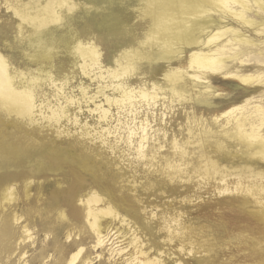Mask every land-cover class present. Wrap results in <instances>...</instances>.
Here are the masks:
<instances>
[{"label": "rangeland", "instance_id": "1", "mask_svg": "<svg viewBox=\"0 0 264 264\" xmlns=\"http://www.w3.org/2000/svg\"><path fill=\"white\" fill-rule=\"evenodd\" d=\"M75 1L81 6L72 15L73 26L81 39L87 35L96 40L106 66H110L119 50L145 33L148 24L141 17L137 0ZM82 5L94 8L85 12ZM14 21L5 1L0 0V52L13 67L23 69L26 61L22 57L23 47L15 41ZM233 26L241 29L234 23ZM245 35L257 42L264 41V36L260 38L251 29ZM153 52L150 61L136 65L138 71L128 80L130 86L157 82L162 89L167 88L162 82L164 71L178 65L174 61L184 55L157 49ZM251 56L242 65L229 63L232 71L255 73L261 65ZM55 68L53 76L67 80L63 92L54 96V89L43 84L40 97L46 100L44 105L50 101L53 106L57 100L65 109L59 123L45 118L47 109L33 123L0 115V193L12 185L19 197L0 214V230L6 223L17 237L19 226L27 224L35 238L33 245L27 244L21 250H16V240L8 243L5 251L0 244V264H21L18 258L24 252L31 263L52 255L48 264H55L59 256L56 247L65 252L79 241L89 249L94 239L84 232L78 233L84 222L79 200L89 192H95L134 223L140 238L150 247L151 256L162 252L165 264H264V207L244 194L219 195L216 188L219 176L201 177L204 174L199 173H203L206 163L198 153L201 148L204 156L230 172L225 183H236L231 173L248 165V158L243 152L236 153L238 148L230 141H226L228 149L222 156L215 153L213 146L219 139L221 122L215 124L210 117L234 102H241L247 90H255L251 94L259 95L264 104V86L249 89L233 79L215 75L210 85L222 96L199 100L200 103L169 102L171 98L166 96V100L160 99L154 105L138 100L132 105H113L103 121L94 111V104L83 98L82 90L85 98L95 96L105 82L84 77L74 59L65 53L59 55ZM189 85L186 80L180 89L186 95L192 91ZM104 91L109 97L117 96L110 89ZM95 104L108 109L103 96ZM140 122L149 124L144 159L135 153L136 139L128 141V129H135ZM205 128L211 130L210 136L203 135ZM174 141L188 142L185 147L190 154L184 156L185 160L175 157ZM151 155L155 156L152 162ZM169 162L180 165V171L175 173L176 170L168 168ZM26 183L27 199L23 196ZM14 212L22 217L21 225L12 223ZM70 230L74 236L67 241L64 234ZM47 231L49 236L44 242ZM127 231L115 224L101 259H95L93 264H122L133 253ZM115 248H124L125 254L121 258L114 253L110 255ZM90 253L91 258H96L100 250Z\"/></svg>", "mask_w": 264, "mask_h": 264}, {"label": "bare ground", "instance_id": "2", "mask_svg": "<svg viewBox=\"0 0 264 264\" xmlns=\"http://www.w3.org/2000/svg\"><path fill=\"white\" fill-rule=\"evenodd\" d=\"M4 1L7 10L15 18V41L17 45L23 47L22 57L26 61L23 69L13 67L9 58L0 52V115L7 118L13 116L21 121L33 123L37 116H43V109H47L48 117L45 118L59 123L65 115V109L57 100L53 106H50V101L44 105L46 100H41L40 90L43 84H47L54 89V96L63 92L67 83L66 78L53 76V71L56 70L55 61L62 53L74 59L75 65L84 77L105 82L106 85L98 90L95 96L85 98L86 94L82 90L83 98L94 104V111L100 114L103 121L107 119L110 106L113 105H132L137 100L154 105L160 99L166 100V96L171 98L169 102L176 101L182 104L197 100L196 103H200L199 100L222 96V92L210 85V80L215 75L233 79L249 89L264 86V61H261L264 57V41L257 42L245 35V31L251 29L260 38L264 36V0H137L141 6L139 9L141 17L148 24L145 33L119 50L112 57L110 66L104 65L101 61V51L96 40L87 35L84 36L85 39H81L73 26L72 15L81 6L79 2ZM82 7L85 12L94 8V6L85 8L86 5ZM233 23L241 29L235 28ZM156 49L160 52L173 51L184 55L174 61L178 65L169 66L164 71L162 82L167 88L162 89L157 82H151L150 85L144 82L142 87L136 88L130 86L128 80L136 75L138 71L136 65L150 61L153 50ZM251 55L255 57V62L261 65L255 73L241 74L232 71L229 63L238 62L242 65ZM168 62L171 65L173 61ZM186 80L189 81L192 90L187 95L180 90ZM106 89H110L112 94L117 96L105 95ZM254 92L255 90H247L241 102H234L224 111L210 117L215 124L221 122L219 139L215 140L213 146L215 153L222 156L228 149L226 141H230L238 148L236 153L243 152L248 158V165L231 173L236 177V183L234 185L225 183L230 172L224 171V167L211 157L204 156L201 148L198 152L201 154L199 158L205 161L206 165L203 173L199 174H204L202 178L210 175L219 176L216 187L219 195L244 194L253 198L257 205L264 207V104L259 95L251 94ZM99 96L104 97L108 109L104 108V105L95 104ZM69 102L74 103L72 98ZM192 119L196 118L193 116ZM198 120L199 118L197 122ZM148 126L147 122H140L135 129L127 128L128 141L132 143V140L136 139L135 153L142 159L146 157L144 145L147 142ZM203 135L210 136L211 130L205 128ZM186 144L188 142L172 143L175 157L178 156L179 161H182L186 154H190L186 152ZM153 157L155 156H150V161L154 159ZM172 163L166 165L176 170L175 173L179 172L180 165ZM28 192L26 183L23 193L26 199L29 197ZM18 199V191L14 186L4 187L0 193V214L3 215L4 210L10 208ZM79 202L84 222L78 233L84 232L89 235V238L94 239L93 245L86 249L83 241L74 242L65 252L56 247L59 256L55 264H93L95 259L100 260L102 251L108 243V235L115 224L127 228V232L130 233L129 245L133 249V253L124 259L122 264H165L162 252H155L156 255L151 256L150 247L140 238L137 228L133 226L134 223L114 210L95 192L87 193ZM11 220L12 223L21 225L22 217L14 212ZM48 232L45 234L44 242L49 236ZM18 234L16 237L14 232L6 227V223L2 225L0 244L4 251L8 250V243L11 244L13 240L17 241L16 250H21V247L24 248L27 244H34L35 238L27 224L19 226ZM64 236L68 241L74 235L70 230ZM98 250L100 253L96 254V258H91L90 252L97 253ZM113 253L121 258L125 250L115 248L111 250L110 255ZM28 259L27 253L24 252L19 254L18 262L48 264L53 256L43 257L37 263H31Z\"/></svg>", "mask_w": 264, "mask_h": 264}]
</instances>
